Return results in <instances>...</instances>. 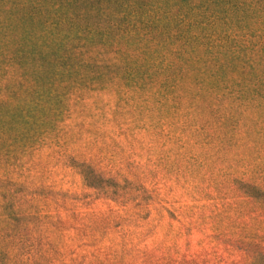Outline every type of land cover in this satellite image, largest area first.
I'll return each mask as SVG.
<instances>
[{
    "label": "rangeland",
    "instance_id": "rangeland-1",
    "mask_svg": "<svg viewBox=\"0 0 264 264\" xmlns=\"http://www.w3.org/2000/svg\"><path fill=\"white\" fill-rule=\"evenodd\" d=\"M150 4L97 56L115 82L50 75L4 106L0 264H264V97L216 65L242 58L234 6Z\"/></svg>",
    "mask_w": 264,
    "mask_h": 264
},
{
    "label": "trees",
    "instance_id": "trees-1",
    "mask_svg": "<svg viewBox=\"0 0 264 264\" xmlns=\"http://www.w3.org/2000/svg\"><path fill=\"white\" fill-rule=\"evenodd\" d=\"M153 1L0 0V114L14 98L19 101L33 94L50 75L62 78L63 83L115 82L116 72L97 56L122 51L126 40L131 46V37L122 34L121 12L123 17L127 10H142L141 5L150 7ZM229 2L234 6L229 9L230 19L241 33L238 46L244 55L235 63L232 56L227 57L229 53L225 56L218 49L219 56L227 58L217 68L227 81L228 68L236 72L234 82L242 85L238 94L264 97V0ZM22 103L25 109L26 102ZM97 176L92 171L84 174L87 182Z\"/></svg>",
    "mask_w": 264,
    "mask_h": 264
}]
</instances>
